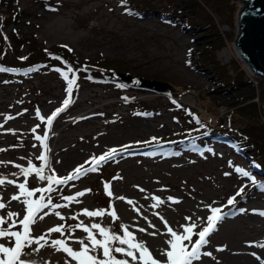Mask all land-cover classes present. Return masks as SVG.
<instances>
[{"label": "rangeland", "instance_id": "1", "mask_svg": "<svg viewBox=\"0 0 264 264\" xmlns=\"http://www.w3.org/2000/svg\"><path fill=\"white\" fill-rule=\"evenodd\" d=\"M242 5V0H0V11L19 10L0 26L15 45L16 56L6 49L10 60L35 46L64 44L80 59L100 60L110 74L119 70L167 84L157 92L119 78L102 75L93 81L78 75L69 89L72 72L53 60L41 70L29 69L28 78L20 81L10 82L14 79L0 73V203L5 205L0 228L23 230L19 221L27 214L25 200L44 205L29 225L33 243L21 251L24 264H77L52 241L64 240L74 251L81 240L91 246L78 224L96 239L102 235L93 224L118 236L123 225L166 264L172 237L165 221L178 234L194 223V242L214 207L222 218L192 264H220L235 249L243 254L241 264H264L259 246L264 244V75L253 72L233 44ZM230 77L242 81L231 86ZM66 99L70 103L64 107ZM58 108L63 110L49 124L47 118ZM206 116L225 127L211 132ZM234 118L242 128L228 129ZM45 135L42 144L37 137ZM110 149L117 154L96 171L52 183L51 191L35 171L23 174L31 165L45 178H64L78 166L90 168L86 161ZM21 183L31 196L21 193ZM69 196L75 199H64ZM229 198H234L231 205ZM85 209L103 214L88 216ZM172 213L177 223L169 218ZM152 217L161 220L154 226L161 236L150 226ZM58 225L64 226L62 232L48 231ZM0 244L11 247L14 238L0 237ZM116 247L128 246L116 241ZM131 250L137 259L113 256L141 264L140 253ZM90 254L105 259L101 248Z\"/></svg>", "mask_w": 264, "mask_h": 264}, {"label": "snow or ice", "instance_id": "2", "mask_svg": "<svg viewBox=\"0 0 264 264\" xmlns=\"http://www.w3.org/2000/svg\"><path fill=\"white\" fill-rule=\"evenodd\" d=\"M2 70V69H0ZM67 79V77H65ZM75 83V79L73 77V80L69 83V89L71 86ZM70 103V100L66 99L64 101V107H67V105ZM63 108H58L56 111H54L51 116L47 118V122L51 124V121L61 112ZM38 114V113H37ZM43 119V117H41ZM35 131V129H33ZM43 144L44 141L47 139V136L44 137H37ZM117 154L116 149H110L108 152L104 153L103 155L99 157L93 156L90 161H86V164H90V168H84L83 165L78 166L73 173H70L67 177L64 178H56L55 176H48L44 177L41 173L42 170L35 169L31 165L28 169L23 170V174L27 177L29 175L30 171H35L37 175L40 177V179H47L49 182V188L48 190L51 191V184H62L66 183L69 180H72L74 178H78L79 175L82 172L87 171H96L99 164L107 159L113 158ZM40 159H46L43 155L39 157ZM238 172H241L244 176H248L249 173L243 171L242 169L237 168ZM4 183L3 179H0V184ZM20 191L22 194L26 196H31L32 191H29L26 188L25 183H21L18 185ZM105 190L108 192L109 195H111L109 191V185L105 184ZM88 191V190H86ZM239 194V193H238ZM84 195V192H77L76 196H82ZM12 199H19L18 196H13ZM66 200H73L74 197H64ZM123 199V197H121ZM158 199V198H157ZM169 199H172L171 197ZM159 202V201H158ZM131 203V201H129ZM234 198H229L228 204H233ZM25 204L27 205L26 208V215L23 216V219L19 221V223L23 226L22 231H8L5 228H0V237H11L14 238V244L13 246H5L4 244H0V264H24V261L20 259V254L22 249L26 245H30L33 243V240L30 238V227L29 225L31 223H34V217L37 211L41 207H44L42 202L40 200L36 201H29L25 200ZM5 205L3 203H0V208H4ZM84 213L88 216H99L103 214V210H97V211H88L87 209L84 210ZM212 215H209L207 217V226L203 227L202 230H200L198 233H195V235L198 236V239H196L194 242H192V236H193V230L196 228V225L189 224L187 226H182L184 228L183 234H178L177 232L173 231L171 227L167 226V222L165 221V227L168 231V233L171 234L172 239L168 241V244L170 245L171 250H168L164 253L167 257L166 264H192V261L195 259H199V249L202 245L207 243L206 237L210 234L211 231L214 230L215 223L219 219L222 218L221 209L220 208H211ZM47 213H45L46 215ZM9 217L17 215L16 213H9ZM59 215V213H57ZM111 215L115 216V213H111ZM261 215H264V213H261ZM41 219L43 217H40ZM190 219V218H187ZM5 223L4 217H0V225H3ZM15 223V222H13ZM13 225H9V227H12ZM154 227V225H150ZM63 225H58L54 228H50L49 232H62ZM78 228H83L85 232L88 233V240L90 241L91 246L88 244H85L83 240L79 241L81 248L79 251H74L71 247H69L64 240H53L52 244L58 246L59 250H62L66 252L69 256H71L73 259L77 261V264H128L125 260H117L113 255L112 252L115 251L117 253H124L129 257H132L133 260L137 259V256L131 249H136L140 255L139 260L141 261V264H161V262L151 255V253L148 251L146 247H144L142 242H135V237L132 233H130L127 228L123 225L121 227L124 229L123 236H118L112 233H109L106 229L102 228L99 224H93L91 228L97 229L100 234L103 236V239L98 240L93 235L92 231L84 226L83 224L76 225ZM140 231H145V229H139ZM155 235V233H153ZM39 239H44V237H40ZM113 241H118L120 244L127 245V248L124 247H115L114 249L111 247V243ZM184 241H188L189 243H184ZM189 245L191 247V250L189 249ZM261 247H264V244L259 245ZM97 248H101L103 252V256L105 259L101 260L98 259L96 256L91 255L90 252H94ZM206 255H210L209 253H205Z\"/></svg>", "mask_w": 264, "mask_h": 264}, {"label": "trees", "instance_id": "3", "mask_svg": "<svg viewBox=\"0 0 264 264\" xmlns=\"http://www.w3.org/2000/svg\"><path fill=\"white\" fill-rule=\"evenodd\" d=\"M243 1V0H242ZM248 5V1L246 2L245 6ZM7 11H0V26H5L8 24L12 17L15 16V14L18 13V9L16 6H10V9ZM14 14V15H13ZM13 15V16H12ZM16 38L22 39V34H17L18 32L16 30H13L11 32ZM31 40L34 39L30 37ZM26 38L25 41H27ZM11 35L5 34L2 31H0V73H2L5 76V79H14L11 81H20L24 77L28 78L29 69L34 68L37 70L43 69L40 65H44L45 63H48L47 61H54L56 64H61L62 68H67L72 73L69 74V76H72V79L74 77L75 83L77 84V78L78 75H83L86 77V79H92L93 81L97 78L108 76L112 77L113 75L109 73V67L106 66L103 62L100 60H90V59H80L74 55L71 48L67 47L64 44H57L53 48H40L38 46L32 47V49L29 50L28 53H26V56H17L14 58V60H10L8 58V53L6 52V49L8 47V52H13L15 55V45L11 44L10 41ZM30 40V41H31ZM212 53L211 57L213 56ZM43 55V56H42ZM16 56V55H15ZM46 56V57H44ZM25 57H27V60L25 61ZM43 57V58H42ZM44 58H47L46 60ZM15 61H21L15 62ZM212 61V59L210 60ZM16 64V65H15ZM48 71L52 72L51 66H48ZM119 71V70H118ZM64 76H67V73H62ZM103 77V78H104ZM106 80V79H103ZM232 77L228 78L226 82H234L231 84V86H236L238 83H241L242 80L237 79L234 81ZM1 82V81H0ZM3 82H7V80H3ZM119 82V81H118ZM75 87V86H74ZM207 117V116H206ZM205 117V121L208 125V129L211 132L222 131L223 126L221 120H219V125H215L216 123L211 122V117ZM217 120V119H215ZM233 124L228 121V129L231 130H238L242 128L241 123L237 121L236 118L233 119ZM102 205H99V209H101ZM113 234L117 235L115 232ZM103 239V236H100L98 240ZM111 247L114 249L116 247V241H113L111 243ZM115 251L112 252V255H114Z\"/></svg>", "mask_w": 264, "mask_h": 264}, {"label": "water", "instance_id": "4", "mask_svg": "<svg viewBox=\"0 0 264 264\" xmlns=\"http://www.w3.org/2000/svg\"><path fill=\"white\" fill-rule=\"evenodd\" d=\"M247 1L248 5L245 6ZM237 24L239 31L233 42L235 49L253 72L264 75V0H243ZM113 77L157 92H164L167 87L163 81L134 76L128 72L115 71Z\"/></svg>", "mask_w": 264, "mask_h": 264}, {"label": "bare ground", "instance_id": "5", "mask_svg": "<svg viewBox=\"0 0 264 264\" xmlns=\"http://www.w3.org/2000/svg\"><path fill=\"white\" fill-rule=\"evenodd\" d=\"M222 52L227 53L228 52V48L225 47L222 50ZM243 60H244V58H243ZM157 217H160V216H157ZM169 218L172 220L173 223H177V218L175 217V213H172ZM149 221L152 223L151 225L158 226V222L160 223L161 220H160V218L155 220V217H152L151 219H149ZM154 230H155V232L157 234L159 233V236H161V234H160L161 230L159 228L155 229V227H154L153 231ZM239 251L240 250H237V249L229 250L228 255L225 256L226 260L221 262L220 264H241L242 263L243 254H239ZM247 264H251V262H248Z\"/></svg>", "mask_w": 264, "mask_h": 264}]
</instances>
